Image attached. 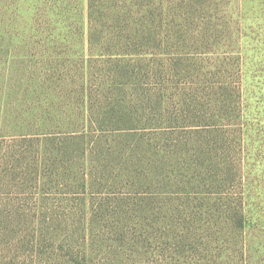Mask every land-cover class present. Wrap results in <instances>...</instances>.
Returning <instances> with one entry per match:
<instances>
[{"label":"rangeland","instance_id":"374dc122","mask_svg":"<svg viewBox=\"0 0 264 264\" xmlns=\"http://www.w3.org/2000/svg\"><path fill=\"white\" fill-rule=\"evenodd\" d=\"M68 1L0 0V264H32L18 250L22 243L32 249L30 231L44 219L55 223L52 210L80 202L50 153L78 131L88 141L92 181L85 203L115 213L96 221L100 247L86 264H264V113L257 102L264 74L253 80L254 100L241 107L243 76L264 73V0H240L231 33L240 27L241 42L226 48L222 36L211 46L210 36L227 0H145L147 46L114 58L89 55L87 0H72L67 17ZM187 14L193 22L177 21ZM252 29L255 42L245 43ZM117 49L131 52L129 44ZM216 121L229 136V156L221 143L212 148L217 137L199 133ZM211 156L242 165L235 181L247 183L243 195L236 185L214 188ZM239 195L254 226L237 237L222 217ZM64 209L66 227L77 218ZM105 222L128 228L124 243L140 236L142 245L106 249ZM6 225L17 229L15 238L6 237Z\"/></svg>","mask_w":264,"mask_h":264},{"label":"trees","instance_id":"16d2710c","mask_svg":"<svg viewBox=\"0 0 264 264\" xmlns=\"http://www.w3.org/2000/svg\"><path fill=\"white\" fill-rule=\"evenodd\" d=\"M227 1L228 3L226 4V8L228 13L226 16L219 19L220 21L217 25V30H215V33H212L210 36L211 46L213 45V47L220 44L221 36L223 37L222 47L224 48L229 47V44L241 42V34H239L238 31L240 27L235 33H231L233 31V26H235L234 24L236 23L235 20L240 19V0ZM71 2L72 0H69L67 2L68 4L64 7L67 17L71 11ZM189 2L193 3L192 0H189ZM230 2L234 4L231 9L229 8ZM236 8L239 17H233V13ZM188 16L189 14L185 15V17H177L176 19L179 23H185L186 21L189 23L193 22L192 19H190L191 17ZM197 18L199 20L198 16ZM176 19L171 22L176 24ZM87 23V46L89 49V55L96 53L99 57L103 58L126 57L131 53L135 54L132 51L138 48L142 49L147 46V39H145V0H87ZM217 23L218 20H216L215 24ZM62 24H65L64 21H62ZM262 26L264 27V23ZM254 27L256 28L259 26L256 24ZM47 29V31H50L48 26ZM256 35L257 32L255 33L253 29L251 33L246 32L243 36L245 39L244 42L247 43L248 39H253L254 41ZM258 43L261 46H264V38L260 37L258 39ZM120 44H129V46H131V52L117 49ZM203 44L207 46L209 45V41H203ZM237 65L238 63L235 67H237ZM262 70L264 71V68ZM260 74L261 75L258 76H251V78L248 79L243 76L242 88L244 90V100L243 103H241L243 110L247 108L244 104L247 103L248 105V103L252 101V97L253 100L255 98L256 93L253 80H255L256 77L261 78L264 73ZM257 102L260 103L259 108L262 109V112L264 113V96L260 95ZM101 110H103L102 107ZM235 119L240 121L242 120V117L237 115ZM102 131V128L99 127L96 128L94 132ZM115 132H117V129H114V133ZM199 133L206 134L207 137H217L218 141L212 146V148L221 143L226 149V153L223 156H229V136L224 134L218 121L213 124L204 125V127L199 129ZM92 139L95 140L96 144L98 139ZM87 146L88 141L86 134L83 131H78L63 137L62 144L58 146L54 145V147L50 150V153L54 158L57 160L60 159L61 163L59 166L61 167V174L65 177V180L70 181L69 188L72 191L76 190L75 193L76 196L80 197V202H78V205H71L72 202L69 201L68 204L64 205L62 208L61 214L52 210L51 214L54 213V215L49 216L53 218L55 223L45 224L44 219L39 221L37 226H34V228L30 231L28 236L33 239V242L31 243L32 249L27 251L25 248L27 245L24 246L22 243L20 249L18 250L22 252L21 256L32 257V264H86L89 261V255L94 248L99 250L100 247V240H97L96 235L93 234V229L98 228L99 226L96 221L98 218H102L103 216L107 219V221H111L115 217L114 211L104 204H101L97 209L93 208L90 211V208L92 207L85 203V197L90 190V187H92L90 168L87 167V163L84 161ZM197 153L201 152L197 151ZM77 155H80L83 161H77ZM87 169L90 172L89 174L87 173ZM207 170L212 175V184L214 188L216 190L220 189L219 193H221V189L236 185L237 192L240 195H243L247 183L242 180V177L238 181H235L237 176H240L241 174L243 175V168L240 163L235 165L229 161H220L218 157L211 156L210 161L208 162ZM233 181L236 183L232 184ZM248 190L249 189H247L246 193L249 194ZM240 195L232 199V202L229 204L230 207L228 206L229 209L223 213L224 215L222 217L224 221H229L228 225L237 237H239V231L242 235L244 230L254 226L249 217H247L244 207L241 208L242 197ZM250 196L251 195L249 194L248 198H250ZM41 203H43V201H41ZM244 205L246 206L247 204ZM65 207L70 209L68 213L72 214L71 218H77L74 223L66 225V227L63 225L68 219V216L64 213L66 212V209H64ZM39 210L43 217L46 218L47 213L41 209ZM219 216H221V213ZM105 226H107L110 230V233L102 236L103 239H101V244L107 243V245H104L106 249L110 248L109 246L117 244V249L120 250V252H123L128 249L127 247L132 249L138 245H142V241H144H141L139 239L141 237L139 236L135 239H131V242L126 244L124 243V235L128 231L126 226L118 224L110 225L108 222H105ZM16 230L14 231L6 225L4 229L6 237L10 238V236L13 235V238H15V234L17 233ZM132 231L136 234L138 231H141V229L135 227ZM122 235L123 237L121 239ZM246 250L247 248L243 245L241 248L242 253L240 254V260L241 262L245 261V263Z\"/></svg>","mask_w":264,"mask_h":264}]
</instances>
